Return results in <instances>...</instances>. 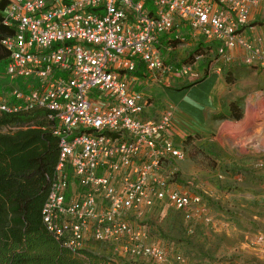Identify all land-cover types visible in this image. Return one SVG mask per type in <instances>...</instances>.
Wrapping results in <instances>:
<instances>
[{
  "label": "built area",
  "instance_id": "1",
  "mask_svg": "<svg viewBox=\"0 0 264 264\" xmlns=\"http://www.w3.org/2000/svg\"><path fill=\"white\" fill-rule=\"evenodd\" d=\"M258 4L8 0L3 23L13 33L2 44L9 51L10 84L0 96V111L43 108L55 121L59 159L42 219L62 246L76 252L100 243L117 258L164 261L163 250L148 244L147 231L130 226L126 215L161 199L184 210L200 196L171 188L160 173L186 152L182 140H173L172 108L157 119L145 117L147 100L134 84L191 77L201 67L210 74L234 46L259 54L243 35ZM187 37L189 55L166 62L161 48L171 51Z\"/></svg>",
  "mask_w": 264,
  "mask_h": 264
},
{
  "label": "rangeland",
  "instance_id": "2",
  "mask_svg": "<svg viewBox=\"0 0 264 264\" xmlns=\"http://www.w3.org/2000/svg\"><path fill=\"white\" fill-rule=\"evenodd\" d=\"M176 46L171 51L161 48L166 62L176 64L193 50L188 37L187 41ZM234 75L225 72V79L230 78L229 82L226 80L228 85L237 79ZM189 78L185 77L182 82L188 84ZM183 79L177 78L176 83L180 84L178 81ZM165 82H136L134 89L141 91L154 106L157 103L161 106L158 87L173 88V83ZM8 84L10 79L5 74V64L0 62V96ZM234 101H238L245 111L244 98ZM250 116L255 118L256 125L264 128V101L256 107L250 106ZM223 117L213 116L211 128L215 130L216 123ZM237 130L234 126L225 128L232 134ZM187 136L191 137L185 145V159L166 162L163 167L169 172L166 177L171 180V188H182L194 195L202 194L195 204L199 208L197 213H189V217L183 211L157 200L153 205L144 207L140 214L126 215L132 226L148 227L151 235L148 234V238L159 244L165 258L161 263L146 258H119L125 264H264V241L259 238L261 234L264 236V151H254V157L252 149L239 145L243 139H238L231 147L225 141L198 133ZM248 153L251 158L253 156L262 162L255 167L252 163L247 165L246 161L232 163L234 158L242 160L243 154ZM181 169L186 173L182 174ZM89 248L111 254L110 248L104 244L91 243Z\"/></svg>",
  "mask_w": 264,
  "mask_h": 264
},
{
  "label": "trees",
  "instance_id": "3",
  "mask_svg": "<svg viewBox=\"0 0 264 264\" xmlns=\"http://www.w3.org/2000/svg\"><path fill=\"white\" fill-rule=\"evenodd\" d=\"M7 4L8 0H0V62L4 64L9 51L2 40L13 33L3 23ZM229 110L232 120L244 117L238 101L230 102ZM48 113L43 108L0 111V264H125L109 252L87 247L72 252L46 229L42 209L59 159L55 121ZM190 137L183 139L184 149Z\"/></svg>",
  "mask_w": 264,
  "mask_h": 264
},
{
  "label": "crops",
  "instance_id": "4",
  "mask_svg": "<svg viewBox=\"0 0 264 264\" xmlns=\"http://www.w3.org/2000/svg\"><path fill=\"white\" fill-rule=\"evenodd\" d=\"M249 20V25L245 28L243 35L252 44L253 48L259 49V54L242 49L239 46L227 48L226 59H221L219 64L220 70H214L203 78L204 72L201 67L189 78V83L201 80L198 83L185 88L186 84L182 82L185 78L178 81L180 84L172 79L165 83H173V88L158 87L159 98L163 103L161 106L159 103L154 106L153 102L148 101V98L144 95L147 100L145 117L157 119L165 108H172L174 130L177 135L173 139L175 142L178 140L183 142L187 135L198 133L201 136L225 141L231 147L234 146L233 143H237L238 139H243L244 141L240 142L239 145L252 149L254 157H256L254 151H264V128L254 123L255 118L253 116L249 117L250 106L256 107L264 101V59H262L264 52V0H259V4L251 8ZM225 72H231L237 77L232 85L226 83ZM237 98H244L245 101L244 117L238 121L229 118V103ZM216 115H222L224 119L218 120L214 130L210 124H212V117ZM229 126H234L238 130L233 134L226 132L225 128ZM220 143L222 145V142ZM252 151H250V154H252ZM243 155H245L244 159L241 160L240 157H237V160L234 158L232 163L237 164L236 162L246 161V163L248 162L247 165L252 163V166L255 167L262 162L253 156L251 158L249 153ZM160 173L165 177L169 175L165 167L161 168ZM181 173L186 172L182 170ZM184 176L186 175L184 174ZM180 190L190 193L182 188ZM202 191L205 192V190ZM198 194L202 196L200 192ZM160 203L168 204L166 199H161ZM198 209L197 205L192 204L181 211L190 217L192 214H196ZM129 214H134V212L130 211ZM125 220L130 226L133 225L130 219L126 218ZM143 228L151 236L148 227L143 225ZM148 239V244L159 246L151 240V237ZM123 258L129 259L132 256L123 255Z\"/></svg>",
  "mask_w": 264,
  "mask_h": 264
}]
</instances>
